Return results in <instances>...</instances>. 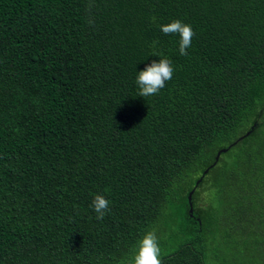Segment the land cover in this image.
<instances>
[{
  "label": "trees",
  "instance_id": "16d2710c",
  "mask_svg": "<svg viewBox=\"0 0 264 264\" xmlns=\"http://www.w3.org/2000/svg\"><path fill=\"white\" fill-rule=\"evenodd\" d=\"M149 231L161 264H264V0H0V264H119Z\"/></svg>",
  "mask_w": 264,
  "mask_h": 264
},
{
  "label": "clouds",
  "instance_id": "9594fccd",
  "mask_svg": "<svg viewBox=\"0 0 264 264\" xmlns=\"http://www.w3.org/2000/svg\"><path fill=\"white\" fill-rule=\"evenodd\" d=\"M92 4L87 6L91 11ZM88 23L94 25L95 21L89 18ZM161 31L165 34H178L179 54L188 55V49L192 46V38L195 32L190 24L184 23L179 19L160 26ZM174 68L168 58H161L159 61L153 60L145 69L140 71L136 77V84L139 87L138 95L142 97L154 96L165 87L167 81L173 77ZM110 201L102 194H96L92 200V207L96 212V218L103 220L105 215L110 211ZM160 246L155 232H147L139 241L138 248L134 256L128 260H121L119 264H161Z\"/></svg>",
  "mask_w": 264,
  "mask_h": 264
},
{
  "label": "water",
  "instance_id": "95a60500",
  "mask_svg": "<svg viewBox=\"0 0 264 264\" xmlns=\"http://www.w3.org/2000/svg\"><path fill=\"white\" fill-rule=\"evenodd\" d=\"M257 124H258V123L256 122L253 126H251L250 130H248L247 132H245L243 135L239 136L236 140H234V141H233L231 144H229L228 146H226V147H222V148H220V149L217 151L213 163H212L210 166H208V167L204 170V172H203L201 178H199V179L197 180L196 185H195V188H193V189L190 191L189 195H188L189 205H190V209H189V213H190V215H193V202H192V198H193V194H194V192H195V189H196L197 185L200 184V182L203 180L204 176L210 171V169L218 163V161L220 160V158H221V156L223 155V153L228 152L233 146H235L236 144H238V143H239L241 140H243L244 138L248 137V136H249V135L255 130Z\"/></svg>",
  "mask_w": 264,
  "mask_h": 264
}]
</instances>
